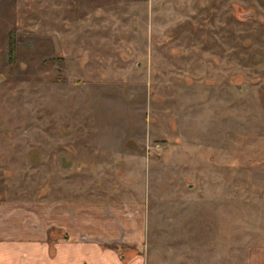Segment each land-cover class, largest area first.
Wrapping results in <instances>:
<instances>
[{
    "label": "rangeland",
    "instance_id": "rangeland-1",
    "mask_svg": "<svg viewBox=\"0 0 264 264\" xmlns=\"http://www.w3.org/2000/svg\"><path fill=\"white\" fill-rule=\"evenodd\" d=\"M58 197L137 210L146 264L261 254L264 0H0V202Z\"/></svg>",
    "mask_w": 264,
    "mask_h": 264
},
{
    "label": "crops",
    "instance_id": "crops-1",
    "mask_svg": "<svg viewBox=\"0 0 264 264\" xmlns=\"http://www.w3.org/2000/svg\"><path fill=\"white\" fill-rule=\"evenodd\" d=\"M0 211V264H146L142 214L128 217L121 204L58 197L35 209L0 202ZM260 253L246 263L264 264Z\"/></svg>",
    "mask_w": 264,
    "mask_h": 264
},
{
    "label": "trees",
    "instance_id": "trees-1",
    "mask_svg": "<svg viewBox=\"0 0 264 264\" xmlns=\"http://www.w3.org/2000/svg\"><path fill=\"white\" fill-rule=\"evenodd\" d=\"M14 51H15V49H14V45H13V43H11V46H10V52H11V55L13 56V54H14Z\"/></svg>",
    "mask_w": 264,
    "mask_h": 264
}]
</instances>
